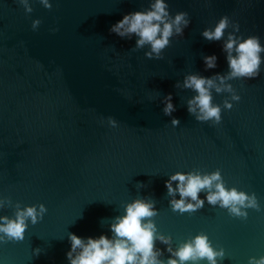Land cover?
<instances>
[{"label": "water", "instance_id": "water-1", "mask_svg": "<svg viewBox=\"0 0 264 264\" xmlns=\"http://www.w3.org/2000/svg\"><path fill=\"white\" fill-rule=\"evenodd\" d=\"M152 2L27 0L28 11L24 0H0V216L14 217L18 206L47 208L29 220L23 240L0 242V264H70V233L111 237L114 219L138 198L154 201L151 219L173 248L203 232L224 248L221 264L264 255V63L255 78L226 79L231 91L213 87L220 124L188 111L197 93L184 87L193 73L217 84V74L227 77L228 33L264 44V0H168L170 13L186 11L190 23L159 58L146 56L150 45L137 47L135 34L110 31ZM225 15L224 37L204 38ZM213 53L216 67L207 68L204 57ZM169 94L174 110L165 114ZM216 169L227 187L254 193L260 208L235 216L202 190L203 207L173 211L180 195L165 186L173 173ZM156 247L167 260L168 245Z\"/></svg>", "mask_w": 264, "mask_h": 264}, {"label": "clouds", "instance_id": "clouds-1", "mask_svg": "<svg viewBox=\"0 0 264 264\" xmlns=\"http://www.w3.org/2000/svg\"><path fill=\"white\" fill-rule=\"evenodd\" d=\"M26 10L27 0H24ZM45 6L51 5L44 0ZM188 12L178 11L173 16L169 11L168 0H153L146 10L129 12L112 25L110 31L121 37L135 34L138 39L137 47L150 45V51L146 56L160 57L173 35L183 33L190 20ZM39 21H34V26ZM228 17L222 16L214 28H206L202 35L207 40H221L228 28ZM227 52V62L230 69L227 77L218 75L219 84L212 77L199 74H190L185 78L184 87L193 89L197 95L189 101L188 111L196 115L198 121H212L220 124L222 121V109L213 103L211 90L216 92L231 91V86L226 85V79L246 77L255 78L260 74L261 64L264 63V44L255 35L238 37L234 33H228L223 44ZM218 57L215 53L204 57L207 68L216 67ZM164 108L165 114H171L174 105L171 102V94L168 95ZM239 95H233L232 100L239 101ZM233 105L225 101L224 108L232 109ZM178 118L172 120V125H179ZM173 181L178 183L173 186ZM169 194L179 193V199H173L170 203L173 211H196L203 207L205 199L209 204H219L228 209L229 213L239 217H247V208L259 209L260 205L254 193L239 190L236 187H227L220 169L212 172L177 171L165 181ZM202 190H207L205 199L199 197ZM190 198V199H189ZM4 201L0 200V207ZM47 208L44 204L29 205L24 208L17 207L14 217L0 216V242L8 240L21 241L25 238L29 220L35 224L41 219ZM157 214L154 201L135 199L125 206L124 214L114 219L110 225L112 236L101 234L98 237H81L76 233L69 234L71 248L66 253L70 264H199L207 260L208 264H221L225 255L222 247H216L209 239L207 233H198L194 237L182 242L178 247L171 246V237L157 232L155 222L151 217ZM168 245L166 251L170 253L167 260L160 257L162 250L156 247V241ZM39 253V249H36ZM248 264H264V255L249 257Z\"/></svg>", "mask_w": 264, "mask_h": 264}]
</instances>
